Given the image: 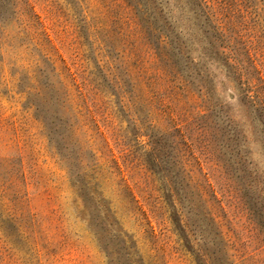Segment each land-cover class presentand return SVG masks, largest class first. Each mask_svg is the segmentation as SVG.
Masks as SVG:
<instances>
[{"label":"rangeland","instance_id":"rangeland-1","mask_svg":"<svg viewBox=\"0 0 264 264\" xmlns=\"http://www.w3.org/2000/svg\"><path fill=\"white\" fill-rule=\"evenodd\" d=\"M0 264H264V0H0Z\"/></svg>","mask_w":264,"mask_h":264}]
</instances>
